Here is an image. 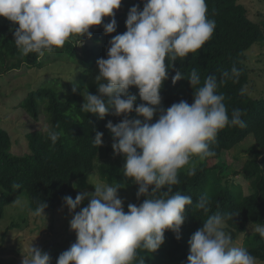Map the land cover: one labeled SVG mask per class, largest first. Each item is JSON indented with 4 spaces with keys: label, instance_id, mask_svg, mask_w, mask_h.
I'll return each mask as SVG.
<instances>
[{
    "label": "clouds",
    "instance_id": "clouds-1",
    "mask_svg": "<svg viewBox=\"0 0 264 264\" xmlns=\"http://www.w3.org/2000/svg\"><path fill=\"white\" fill-rule=\"evenodd\" d=\"M143 8L133 5L126 17V31L109 41L107 58L97 60L95 76L97 94L83 95L81 111L104 119L108 115L123 117L106 128L111 134L114 155L124 157L121 170L138 186L140 204H128L118 193L120 183L90 184L94 192H78L75 200L63 198V206L74 213L69 222L76 241L56 259V264H145L141 250L155 253L165 242V232L171 231L181 239L185 223V208L192 198L173 192L179 183L178 173L190 164L191 157L200 160L215 156L213 145L220 130L226 126L245 127L240 109L229 117L225 97L218 88L227 78L238 80L235 65L221 73L220 79L209 75L201 86L194 69L187 78L193 92V102L173 103L161 108V89L174 70L179 58L199 50L212 36L215 21L207 16L206 0H141ZM122 0H0V17L18 25L13 39L21 55L53 54L70 38L83 45L91 39L90 29L103 26L104 33L116 32L115 13ZM105 18L109 22L104 23ZM166 60L168 63H166ZM185 80L180 69L175 70L172 83ZM136 88L137 96L129 92ZM76 88H73V92ZM243 94V89L241 90ZM159 110V117L153 118ZM135 111L143 119H130ZM48 129V138L55 145L62 132ZM94 147L103 146V132L93 129ZM195 167L188 175H195ZM89 183V181H88ZM87 206L81 207L85 201ZM210 200L202 196L193 210L207 219L188 241L189 254L185 264H258L244 247L234 244L225 231L226 221L235 212L209 215ZM47 203H38L34 215L44 216ZM76 209H80L78 212ZM46 218V217H45ZM264 238V224L255 228ZM139 257V258H138ZM22 264H52L50 253L32 244Z\"/></svg>",
    "mask_w": 264,
    "mask_h": 264
},
{
    "label": "trees",
    "instance_id": "trees-1",
    "mask_svg": "<svg viewBox=\"0 0 264 264\" xmlns=\"http://www.w3.org/2000/svg\"><path fill=\"white\" fill-rule=\"evenodd\" d=\"M206 4L208 18L215 21L214 32L199 50L190 53L188 57L179 58L175 62L174 70L169 68L168 79L161 89V104L170 107L181 100L189 104L193 102L195 88H191L187 78L194 69L200 75L202 86L207 76L215 75L219 80L223 71H230L235 65L241 73L238 80L227 78L218 88V92L225 97L224 103L229 117L233 109H240L246 126L230 125L220 130L212 146L215 156L204 159V163L196 168L195 175L178 174L179 183L172 186L173 192L189 195L193 202L192 206L185 208L181 239L177 240L171 231H166L165 242L155 253L143 250L139 252V256H145V264H185L189 254L188 241L207 219L202 212L193 210L202 196H207L211 202L209 215L217 212L237 214L232 220L226 221V229L233 241L239 234L246 233L248 224H264V99H253L248 95L246 87L249 75L245 65L246 52L255 44H264V21L260 24L252 22L239 0H206ZM133 5H139L141 10L143 8L141 0H122L120 9L115 13V33L106 35L103 26L95 27L90 29L91 39L79 49L75 47V40L70 38L69 42L55 51L58 57L66 56L69 61L85 69L77 79L75 92L71 84L47 83L31 91L21 102L20 108L34 120L39 118L40 113L45 114L48 129L59 125L55 130L62 132V135L55 145L48 138V129L44 133L36 131L26 136L30 152L22 156L14 155L10 152L8 134L0 130V220L6 208L17 198L26 199L33 213L41 201L48 205L44 213L64 207L65 196H71L75 200V184L97 169L94 162L99 148L92 144V139L95 138L93 129L103 132V139L111 138L106 128L107 122L111 120L115 125L123 117L108 115L100 119L80 110L84 102L83 95L87 91L95 94L85 84L84 75L97 65L99 58H107L112 37L126 31L127 13ZM107 22L109 18H105L104 23ZM16 27L18 25L0 17V76L23 67L42 68L52 62L48 58L46 60L45 55H21L13 39ZM178 69L185 80L173 85L172 76ZM129 92L137 96V104H140L138 90L130 88ZM135 114L133 111L129 118L137 119ZM251 136L254 140V145L250 148L253 157L241 165L236 173L251 184L252 193L244 195L237 188L224 184L225 163L221 158L223 153L234 150ZM115 170L108 166L99 168L100 175L110 182L138 190L132 179L125 178L122 171ZM143 199L144 197L132 204L138 205ZM247 244L249 253L257 261L264 262V238L254 233Z\"/></svg>",
    "mask_w": 264,
    "mask_h": 264
},
{
    "label": "rangeland",
    "instance_id": "rangeland-1",
    "mask_svg": "<svg viewBox=\"0 0 264 264\" xmlns=\"http://www.w3.org/2000/svg\"><path fill=\"white\" fill-rule=\"evenodd\" d=\"M239 3L247 10L248 18L252 22L260 24L264 21V0H239ZM78 39L79 37L72 38L75 42ZM89 40L87 37L83 38V45L87 44ZM82 46L76 42V49ZM44 57L52 62H48L42 68L23 67L20 70L0 76V130L8 134L11 143L10 152L14 155L28 154L30 151L26 136L36 131L44 133L49 126L45 114L40 113L39 118L34 120L20 108L21 102L31 91L37 90L47 83L71 84L76 87L80 73H83V70L85 71L75 62L69 61L66 56L58 57L55 52L53 54L46 53ZM54 59L58 60L55 61ZM245 65L249 75L246 87L248 95L253 99H264V44H255L246 52ZM96 75H98L97 65H94L89 73L84 75L85 84L90 86L95 94H97ZM160 107L164 110L168 108L163 104ZM135 117L143 119L136 114ZM158 117L159 110L153 118V123ZM112 142L111 138L103 139V146L99 147L98 156L94 162L97 169L75 184L77 193L81 191L94 192V188L90 184L97 182L109 185L116 184L101 176L99 171L102 166L111 167L116 169L115 171L123 169L124 157L114 155ZM253 145V137H248L234 150L223 153L221 158L225 163V168H223L226 174L224 184L231 188H237L244 195L252 193L251 184L236 173L241 165H244L253 157L250 153V148ZM204 161L197 156H193L190 164L182 168L178 174H186L189 168L195 167L196 169ZM121 187L123 189L119 191L118 195L124 201V210L127 212L128 204L138 201V190L129 189L125 186ZM87 204L88 201L86 200L81 207H85ZM79 210L76 209L77 212ZM73 214L67 208L60 207L53 212H45L44 216L46 218L36 216L30 211L26 199H15L6 208L4 216L0 220V263L22 264L23 256L28 254V250L33 244L34 247L49 252L52 264H56L58 256L76 241V234L71 231L69 226ZM256 227L255 224H248L246 233L239 234L234 244L238 247H244L246 250L249 249L247 242L256 233ZM225 231L230 234L226 228ZM258 264H264V262L258 261Z\"/></svg>",
    "mask_w": 264,
    "mask_h": 264
}]
</instances>
